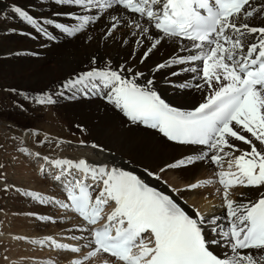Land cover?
I'll return each mask as SVG.
<instances>
[{
    "label": "snow or ice",
    "instance_id": "obj_1",
    "mask_svg": "<svg viewBox=\"0 0 264 264\" xmlns=\"http://www.w3.org/2000/svg\"><path fill=\"white\" fill-rule=\"evenodd\" d=\"M54 2L73 9L54 13L57 17L68 18L70 23L37 18L19 7H14L13 11L40 36L52 40L56 37L49 32V27L66 35H75L107 16L111 23L105 34L109 35L125 23V14H133L127 23L138 30L134 35L141 37L136 44L143 46L145 38L151 41L140 62L144 63L165 38L189 41L191 43L180 46V52H188L187 56L174 54L157 64L153 72L175 65H194L181 67L169 75L191 72L193 80L203 83L174 86L211 90V94L194 110L180 111L158 94L154 77L147 78L144 72L124 66L90 71L75 81L67 82L63 86L65 89L73 90L76 85H83L73 95L78 91L86 95L98 94L128 120L157 129L170 141L202 145L211 152L209 155L202 151L168 167L204 159L222 164L232 152L241 151L234 160L228 161L229 169L234 163L237 171L218 174L219 183L223 186L226 224L220 223V217L206 218L199 212L195 216L187 214L169 195L155 190L122 168L92 165L84 159L78 162L68 159L49 161L44 157L60 169L55 179L64 182L69 189L67 199L70 204H61V207L72 208L87 224L96 225L103 219L100 215L103 207L114 202V208L102 227L90 229L87 247L91 251L85 259L103 252L123 264H264V192L255 202L229 198V189L237 185L264 186V150L254 143L255 140L264 145V26L248 23L250 18L264 16V3L257 8L251 0ZM121 9L125 11H119ZM153 28L157 32L155 35L151 34ZM253 34H258L259 38ZM250 35L255 42L249 40ZM142 77L143 84L138 83ZM165 82L173 83L169 79ZM52 102L51 98L36 100L39 104ZM245 132L250 133V137L242 134ZM229 138L250 145V151L237 149ZM226 148L232 151L226 152ZM77 172L83 175L79 176ZM148 174L155 175L152 172ZM89 177L94 183L85 182ZM93 192L96 193L94 198ZM209 234H212L211 238ZM216 237L230 249L223 257L210 250L211 244L220 242ZM48 240L54 247L72 253L81 251L79 247L70 248L56 244L51 238ZM134 248L138 252H133ZM73 264L82 262L74 260Z\"/></svg>",
    "mask_w": 264,
    "mask_h": 264
},
{
    "label": "bare ground",
    "instance_id": "obj_2",
    "mask_svg": "<svg viewBox=\"0 0 264 264\" xmlns=\"http://www.w3.org/2000/svg\"><path fill=\"white\" fill-rule=\"evenodd\" d=\"M0 1V78L8 79L4 81L7 83L3 87L4 90L5 88L7 90L14 89L13 93L20 92L24 95H37L38 99L43 100L51 98L53 102L50 106L41 105L42 115L33 116L36 119L37 116L41 115L39 118L46 121L48 127L53 124L57 127H64L67 132L65 133L63 129H55V132L47 127H44L43 131H41L38 125L39 121L35 119H31L30 122H24L21 118L15 117L20 120L18 121L19 124H17L15 118L12 117V113H9L10 107L9 110L5 108L4 113L0 110V114H3L1 115L2 118H0V125L8 123L6 127L10 129H15L16 126H19L21 130L25 131L24 135L28 144L26 152L37 163L36 171H33V173L40 178V181L42 178L38 170L41 169L42 164H44V170L47 174L52 169V165L50 166L44 157H47L49 161L68 159L78 162L80 159H84L92 165H107L109 168L117 167L135 173L149 186L156 187L166 195H169L191 216H195L199 212L206 218L220 217L221 224L227 223L222 215L224 209H226L223 199V188L218 185L216 178L220 171L227 172L230 170L228 161L234 160L236 156L241 154V151L232 152L231 156L224 158L222 164H216L215 166L211 165L209 159H204L184 166L168 167V165L195 156L202 151L208 152L209 155H211V152L207 148L200 149L191 146L171 145L162 139L157 132L145 130L128 123L119 110L100 95L91 93L86 95L83 91H78L73 95V92L76 89H82L83 85H76L73 90L63 87L67 82L75 81L93 70L118 69L120 66L131 67L134 71L144 72L147 78L154 77L156 91L169 104L178 107L181 111H190L197 103L205 101V98L211 94V90L200 91L194 87H176L174 85L203 83V81L193 80V73L191 72H183L178 76H170L169 73L179 71L181 67L194 65H175L174 67L153 72L157 64L166 61L174 54L187 56L188 52H180V46L185 43L172 38H165L150 54L149 58L144 63H141L140 57L151 41L145 38L143 46L136 44V40L141 37L134 35L138 30L127 23L133 15L125 14L123 16L125 23H122L117 30L109 35L105 34L111 23L107 16L102 17L96 23L91 24L75 35H66L62 31L59 34L58 29L49 27V32L56 37V39L52 40L40 36L31 27L22 22L13 11V8L19 7L37 18L53 19L59 23H70V21L66 17H57L54 13L69 12L73 10L72 8L61 7L54 0ZM251 3L254 5L255 0H251ZM257 5L256 7L259 8L261 4ZM113 14L117 13L114 12ZM248 23L258 27L264 26V16H256L254 19L250 18ZM13 29L15 31H12ZM30 32L32 35H27ZM151 34L155 35L157 32L152 29ZM253 35H255L256 39L259 38L258 34ZM253 35L248 37L249 40H253ZM159 54H164L161 60L157 57ZM92 59L94 60L93 62H91ZM199 63L197 62V64ZM166 79L171 80L173 83H166ZM143 82L144 77L138 81L141 84ZM61 92H63L62 95L60 94ZM84 96H86V100ZM36 98L34 97L35 101ZM11 118L15 122L10 121ZM69 125L70 127L68 128ZM242 134L250 137V133L245 132ZM42 139L43 141L46 139V142H43ZM229 139L236 145L237 149L250 151V145L232 138ZM254 143H256L258 148L264 150V145H260L255 140ZM19 146L18 143H12L8 146V154L12 152L14 154V151ZM225 151L232 150L226 148ZM5 162H9V160H5ZM27 165L25 162L18 166L17 169L20 174H24L25 169L26 171L29 170V167H24ZM162 169L163 171H161ZM149 172L155 173L153 179H150L151 175L148 174ZM33 173L31 175L30 172L27 173L23 178H18L15 183L9 182L12 176L10 178L7 176L8 179L5 178L6 183L10 186L9 190L14 187L13 191L17 195L15 197H12L14 195L11 196L12 199L7 211L8 213H13L14 211L18 212V209L22 208L23 213L32 214L30 218L18 215V218H15L14 221L18 226H23L22 228L25 227L30 230V234H27L28 236H40V240L44 241L40 245L41 247L43 246V251H45L43 253H47L44 254L47 257H42L44 264H72L71 259L76 258V256L70 253L52 252L49 248H44V245L49 242L48 238H51L63 242L72 240L75 242L74 246H85L88 243L86 238L87 229L78 223L70 213L59 206L61 205L59 200L56 202V199L63 198V193L59 186L53 184V176H50L51 181L48 184L49 187H52V193H49V191L45 190L46 186L41 184L38 187L32 184ZM43 175H45L44 172ZM24 178L27 186L21 185V183H24ZM89 179L91 183H94L90 177ZM207 179H210L212 183L205 188L201 184ZM163 180L167 182L164 186L162 185ZM214 183L216 184L214 185ZM193 185L195 187H192ZM213 185L214 187L212 188ZM208 187L211 188L208 189ZM173 191H175L174 194ZM261 192H264V187L242 188L239 185L229 189V198L233 201L251 200L254 202ZM241 193L245 195L241 196ZM20 198L23 200H20ZM41 200L45 204L44 207L36 205ZM217 204H221V206L219 205L221 208H217ZM58 209L61 214L65 215L63 218L68 219L64 224L58 225V218L52 216L54 212L59 211ZM35 214H39V216L38 219L33 220V218L35 219ZM28 218L32 222L27 223L29 220L26 221V219ZM46 222L50 223L49 226L60 234L62 233V235L55 236L51 231H47L48 229L45 230L48 225ZM76 228L83 229V231L76 233L74 231ZM12 233L14 234V232ZM18 234L22 236L24 232L22 231ZM4 235V233L0 232V241L5 239ZM211 235L209 234V238H211ZM11 236L13 237V235ZM73 236L80 239H73ZM13 239L17 240L16 237ZM216 239L220 241L219 244L210 245V249L223 257L230 249L219 237H216ZM81 250L83 251L82 247ZM100 259L102 260L99 261ZM87 262H89L87 264L92 262L96 264L98 262L120 264L113 263L110 258L102 255L94 256Z\"/></svg>",
    "mask_w": 264,
    "mask_h": 264
},
{
    "label": "rangeland",
    "instance_id": "obj_3",
    "mask_svg": "<svg viewBox=\"0 0 264 264\" xmlns=\"http://www.w3.org/2000/svg\"><path fill=\"white\" fill-rule=\"evenodd\" d=\"M2 1H4V0H2ZM7 1L8 0H5L4 2H7ZM263 1L264 0H255L254 5L258 6L257 4H262ZM0 3H1V1H0ZM57 31L59 32V34L61 33L60 30H57ZM173 45H175V44H173ZM157 57L159 60H161L164 57V54L163 55L159 54ZM93 61L94 60L92 59L91 62H93ZM6 80H8V79L0 78V108H1L0 110H2V113L5 112V110H4L5 108H8V110H9V107H10L9 113L10 114L12 113V115H13L12 117H14V118L19 117L24 122H30L31 119H35V117L33 115H37V114L42 115L41 105L42 106H50L51 105V103H45V104L36 103V101L34 100V97H37L36 98V100H37L38 99L37 95H24L23 93H20V92H14L13 93V91H15L14 89H8L7 90V88H5V90H4L3 87H5L7 85V83L4 82ZM11 94H13V95H11ZM19 95H21V96H19ZM2 113L0 114V118H2L1 117V115H3ZM16 115H18V116H16ZM41 115H39V117H41ZM39 117L37 116V118L35 120L39 121L38 125H39V128L41 131H43L44 127H47L51 131H55V129H63V131L65 133H67L66 129L64 127H57L56 125H53V124H50V127H48L46 124V121H43L42 118H39ZM10 121H14V120L11 118ZM15 121H17L16 123L19 124L18 121H20V120H17L15 118ZM37 121H35V122H37ZM6 124H8V123H6ZM6 124L0 125V232L5 234L4 235L5 239L0 241V264H44L42 257L43 256L47 257V255H44L47 253H43L45 251H43L41 246H39V244H41L40 243L41 241L39 238L40 236H28L27 234H30L29 233L30 230L28 228H25V227L22 228L23 226H18L17 224H15V221H14L15 218H18V215H22V216H24V218H27V216L30 218V216L32 214L29 215V213H23L22 208L18 209V212L17 211H14V212L11 211L13 213H8V211H7L8 206H10V202H11L12 197H15L17 195L13 191L14 187H12V190H9L10 186L6 183V179H8L12 176L11 178L13 180L10 178L11 181H9V182L15 183V181H18V178H23L24 175H26L27 173L30 172V175H31V173H33V171L36 170V168H35L36 165H35L33 158H30L29 153L26 152V149L28 148V146H27L28 144H27V141H26L25 135H24L25 131L23 129L21 130L19 128V126H16L15 129H10V128L6 127ZM25 124H28V123H25ZM69 127H70V125L68 126V128ZM42 141H43V139H42ZM43 142H46V139H44ZM12 143H18L20 146L16 151H14V154H13V152L11 154H8V150H9L8 146H10ZM22 151H24V152H22ZM7 155H8V157H7ZM9 155H11V156H9ZM5 160H9V162L6 163ZM22 162L23 163L26 162V164H28V165L24 166V167H27V168L29 167V170H30V171L29 170L26 171V169H25L24 174H20L18 169H17L19 165L23 164ZM7 176H8V178H7ZM32 176H33L32 184L34 186L40 187V185L42 184V185L46 186L45 190L49 191V193L50 192L52 193V187L48 186L49 181H51V179L48 180V176H47V178L42 177L41 181H40V178H38L37 175H35L34 173L32 174ZM23 180H24V183H21V185L27 186V184L25 182V178ZM165 182H163V183H165ZM161 183H162V181H161ZM163 183H162V185H163ZM215 184L216 183H214V185ZM214 185L212 186V188L214 187ZM260 187L263 188L264 186H260ZM210 188L211 187H208V189H210ZM219 191H221V190H219ZM12 195H14V196H12ZM20 200H23V199L20 198ZM37 201H40V200H37ZM42 204L43 203H41V202L36 203L37 206L44 207L45 204H43V205ZM219 205L221 206V204H217V208H221ZM47 207L49 208V206H47ZM225 213H226V209H224V211L222 213L223 218L225 216ZM34 216H35V219L33 218V220H36V219H38L39 214H35ZM52 216H54V217L56 216L58 218L57 219L58 225L64 224L65 221L68 220L66 218H63V216H65V215L61 214L60 210L57 211L56 213L54 212V215H52ZM29 218L26 219V221L29 220L27 223L32 222L31 219H29ZM54 219H56V218H54ZM46 224H48V225L45 228V230L48 229L47 231H51L55 236L60 235V233L57 230H55L54 228L49 226L50 223L46 222ZM27 229H28V231H27ZM22 231L24 232V235L21 236L18 233H21ZM12 232H14V234ZM25 233H26V235H25ZM52 233H50V234H52ZM16 234L18 237L16 236ZM11 235H13V237ZM15 237L17 238V240L13 239ZM18 238L20 239V241ZM16 246H18V247H16ZM101 260L102 259H100L99 261H101ZM87 263H89V262H84L82 264H87ZM98 263L103 264L102 262H98ZM91 264H96V263L92 262Z\"/></svg>",
    "mask_w": 264,
    "mask_h": 264
}]
</instances>
